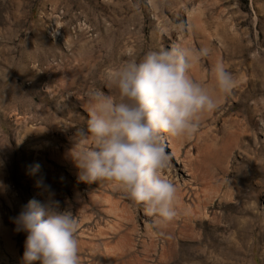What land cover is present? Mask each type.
Here are the masks:
<instances>
[{
  "label": "rangeland",
  "instance_id": "1",
  "mask_svg": "<svg viewBox=\"0 0 264 264\" xmlns=\"http://www.w3.org/2000/svg\"><path fill=\"white\" fill-rule=\"evenodd\" d=\"M57 21L59 35H49ZM174 45L208 50L189 74L217 108L181 145L193 172L164 137L169 166L184 172L173 180L178 215L157 226L113 184L81 181L70 153L88 93L116 96L110 71ZM217 63L234 76L228 93L217 87ZM260 98L264 0H0V264H23L26 233L13 221L32 199L77 216L80 264H264ZM41 179L47 192L36 187Z\"/></svg>",
  "mask_w": 264,
  "mask_h": 264
},
{
  "label": "clouds",
  "instance_id": "2",
  "mask_svg": "<svg viewBox=\"0 0 264 264\" xmlns=\"http://www.w3.org/2000/svg\"><path fill=\"white\" fill-rule=\"evenodd\" d=\"M207 54V49L174 45L110 71L107 82L117 95L90 91L86 125L73 137L70 155L79 179L113 184L127 199L142 205L157 226L178 215L177 187L162 175L169 164L164 137H191L201 114L217 108L208 90L189 74L193 61ZM213 71L217 87L230 92L233 74L222 63ZM38 169L35 165L33 172ZM36 187L49 190L42 179ZM13 222L16 231L26 233L23 264H80L77 216L61 209L59 201L32 199Z\"/></svg>",
  "mask_w": 264,
  "mask_h": 264
},
{
  "label": "bare ground",
  "instance_id": "3",
  "mask_svg": "<svg viewBox=\"0 0 264 264\" xmlns=\"http://www.w3.org/2000/svg\"><path fill=\"white\" fill-rule=\"evenodd\" d=\"M16 1H17V4H18L19 0H16ZM67 13H69L68 10H67ZM80 14H82V15H84V16H86L88 18V15H87V13H86L85 10H81ZM59 25L60 24H59L58 21L55 22L54 25H53V27L51 28V30L48 32V34L49 35H52L53 34L54 36L59 35L58 29H57V27ZM63 25H65V24H63ZM73 30H75V32H81L83 30V28H82V26L80 24H78L77 25V28H73L72 29V33H73ZM63 39H65V37H63ZM27 49H29V47ZM62 63H60L59 65H57V70L60 68V66H61ZM192 65H193V63H192ZM202 118H203V116H202ZM200 121L201 120L199 119V122ZM208 132H209V130H203V133H205V134L208 133ZM165 139L168 142L167 148L170 150V154H172V156L174 157L176 163L179 162L183 166V169H187L189 172H193V170L196 169V166H195V163L190 160L191 154H190V152L188 150H183L182 151V148H181V145H183V144H185L187 142V140H188L187 137L186 136L185 137H168V136H165ZM189 140L192 143H195V141L197 143V139L195 137L194 138L192 137ZM196 157H198V154L194 156V158H196ZM206 162L209 165L214 164L213 162H209L208 161V158H204V163H206ZM174 164L172 162V167L169 166V164H168V167L165 170H163L164 173H162V175L166 179H170L172 182H173L174 179H176L177 172H179V171L180 172H184L183 170L179 169L178 167H175ZM184 184H185V182H184ZM91 198L92 199H98V200H100V197L99 196H96V195L91 196ZM180 234H181V237H185L186 236V233L183 230L180 232ZM144 242H146V240H144ZM116 249L119 250V247L116 246ZM171 252H176V247H173L171 249ZM163 256H165V248H164ZM166 261H167V258H166Z\"/></svg>",
  "mask_w": 264,
  "mask_h": 264
}]
</instances>
